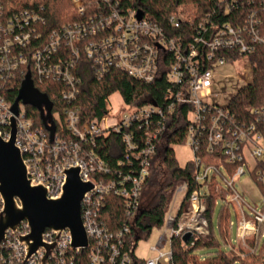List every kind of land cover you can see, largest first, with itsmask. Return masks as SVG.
<instances>
[{"label":"built area","instance_id":"obj_1","mask_svg":"<svg viewBox=\"0 0 264 264\" xmlns=\"http://www.w3.org/2000/svg\"><path fill=\"white\" fill-rule=\"evenodd\" d=\"M42 9L32 0H0V136L3 140L10 138L13 119L14 144L27 177L32 184L42 185L48 198L59 196L65 171L71 167H78L80 179L92 184L80 203L88 246L73 247L66 228L60 232L45 228L42 242L54 246L43 264H74L81 250H87L90 264H131V256L144 264H173V242L187 249L195 239L209 238L205 200L197 190L186 198L185 185H179L173 193L163 231L150 247L152 257L139 258L130 246L126 247V236L131 231L128 225L112 230L100 219L108 196L119 197L128 216L138 210L142 185L149 173V157L158 138L167 132V115L179 103L186 106L185 143L191 152L189 160L197 165L195 181L202 183L216 171L200 161L202 144L207 154L218 153L234 165L232 174L223 173L221 178L223 201L232 206L236 219L235 244L227 240L226 246L238 257L251 252L253 246L248 239L264 237L263 229L260 231L261 226L264 228V195L256 208L233 184L247 170L250 179L255 183L253 173L264 189V105L249 110L250 120H241L228 108L234 95L224 108L211 104L209 98L214 93L219 66L234 69L233 79L243 86L251 83L250 57L258 47H264V0H215L213 10L197 19L180 7L168 15L167 27L150 20L140 9L122 6L115 0H70L69 15L73 17L45 35L41 31L45 24ZM82 55L90 62L97 80L118 70L150 84L164 70L168 85L159 104L150 99L133 105L120 90L103 86L96 92L102 106L83 118L81 106L76 103L80 79L74 74ZM27 74L30 80L61 84L59 93L66 105L49 114L42 105L45 120L37 121L26 109L30 104L18 101L14 114L11 105ZM46 127L54 129L51 138ZM111 132L119 135L123 145L117 164L127 165L126 171L116 175L95 151L98 140ZM245 149L254 160L252 169L245 161ZM179 192L181 199L172 212L173 197ZM2 206L0 196V213ZM232 225L229 221V228ZM28 231L25 221L15 230H6L0 243L2 264H42L43 247L25 258L20 237ZM167 244L169 249L163 251Z\"/></svg>","mask_w":264,"mask_h":264},{"label":"trees","instance_id":"obj_2","mask_svg":"<svg viewBox=\"0 0 264 264\" xmlns=\"http://www.w3.org/2000/svg\"><path fill=\"white\" fill-rule=\"evenodd\" d=\"M16 1L26 3L29 0ZM115 1L122 6L140 9L147 14L150 20L155 21L163 27L168 26V15L180 7L188 10L192 14V17L197 19L207 11H212L215 5V0ZM32 2L43 6L41 10V14L45 20V24L41 27L43 35L48 30L58 27L64 21L73 17L69 15L70 0H32ZM225 18L227 17H222L221 19ZM250 59L253 64L252 81L241 87L228 104L231 113L241 120H250L252 116L249 110L264 105V47H258ZM164 73V70H162L150 84L134 80L118 70H113L102 79L97 80L90 68V62L82 55L74 69V74L80 79L76 103L81 106L82 117L91 116L96 107L102 106L96 97V92L103 86H110L115 90H120L122 95L128 98L129 102L133 105L143 104L150 99L159 104L168 85ZM33 79L30 80L32 87L40 94L45 95L51 103V111L60 109L66 105V102L61 98L59 93L62 87L61 84L52 81L37 82L35 78ZM26 109L36 117L37 121L42 120L40 111L34 109L32 105H26ZM186 114V106L179 103L174 106L172 113L167 115L168 129L166 133L158 138L155 151L149 157V173L142 185L138 210L133 215L128 216L124 211L122 200L116 196H108L106 207L100 215V219L112 230L128 225L131 231L126 236V247L130 246L133 252L137 240L145 238L152 227L160 228L162 226L164 215L169 208L175 189L179 185H185L187 188L186 198L192 191L197 190L205 200L204 217L208 223L209 238L195 239L194 245L187 249L180 247L177 241L173 242L172 263L264 264V239L262 238L248 239V242L253 246V250L245 253L242 257L235 256L229 250L222 249L229 238V221L231 220V215L235 216V212L231 205L223 201L222 194L224 187L221 178L224 172L231 175L234 165L227 163L224 157L218 153L207 154L204 144L201 145L198 152L200 161L205 166H214L216 171L212 172L202 183L195 181L197 165L192 160H188L183 166L179 165L172 147L173 145L185 143L187 132ZM46 130L50 133L49 129L46 128ZM122 147L119 135L111 132L106 138H100L95 148V151L110 164L115 175L119 171L127 170L125 163L122 166L117 164L122 158ZM133 168L136 169V164L133 165ZM251 175L260 193L264 195L263 187L258 183L254 174L252 173ZM201 189H204L203 192H201ZM217 198L221 201L217 214L219 236L215 234L212 221V214ZM262 229L263 226L260 227V231ZM86 253L87 250H81L76 255L74 264H90ZM131 257V264H144L142 260L134 259L133 256ZM0 264H2L1 261Z\"/></svg>","mask_w":264,"mask_h":264},{"label":"water","instance_id":"obj_3","mask_svg":"<svg viewBox=\"0 0 264 264\" xmlns=\"http://www.w3.org/2000/svg\"><path fill=\"white\" fill-rule=\"evenodd\" d=\"M138 17L141 12H138ZM30 104L40 111L43 120V108L50 113L51 103L45 95L37 92L31 84L27 74L22 81L17 96L11 105V111L17 113V103ZM50 130V138L54 129ZM14 120L12 119V133L8 140L0 136V196L3 201L0 213V243L4 241L7 229L15 230L21 221L29 227L26 235L20 237L25 245L28 258L39 247L45 249L42 258L44 263L50 254L54 243L45 245L42 233L45 228L60 232L66 228L71 234V245L88 246V239L80 218V203L85 193L92 188L90 182H84L79 177V168L71 167L65 171V180L61 193L56 198H48L42 185L32 184L27 177L26 167L21 153L14 144Z\"/></svg>","mask_w":264,"mask_h":264},{"label":"rangeland","instance_id":"obj_4","mask_svg":"<svg viewBox=\"0 0 264 264\" xmlns=\"http://www.w3.org/2000/svg\"><path fill=\"white\" fill-rule=\"evenodd\" d=\"M188 11V10H187ZM216 74L217 79L215 81V84L213 86L214 93L209 98V102L211 104L218 105L220 107H226L229 99L235 95L239 89L243 86L242 82H238L235 79H233L234 75V69H232L230 66H219L216 68ZM115 100V99H113ZM174 155L179 163V165H184L190 158H191V152L186 143L182 145H173ZM244 158L247 164L249 165V169H252L254 166V160L250 154V152L245 149L244 152ZM223 171V170H222ZM225 175H227L224 172ZM233 186L238 190L242 191L244 194L245 200L251 204L252 206H255L256 208H259L262 202V195L256 186V184L250 179L248 171L245 170V174L236 177ZM204 189H201V192H203ZM182 192L177 193L176 196L173 197V201L171 203V210L172 212L175 211V209L178 206V203L181 199ZM216 205L214 208V212L212 214V221L214 225V231L216 236H219L218 230H217V214L221 205V201L219 198L215 201ZM233 222V225L228 229L229 233V242L230 244H235V238H236V219L234 215H231L230 218ZM163 228L162 227H152L149 234L145 238H141L137 240L136 246L134 248V255L139 258H149L154 255V252L150 250V247L155 244L157 241L159 235L162 233ZM264 231V228H263ZM264 239V237L262 238ZM223 245V244H222ZM169 249V244L164 245L162 250L167 251ZM224 250H228L226 244L222 247ZM203 257V256H201Z\"/></svg>","mask_w":264,"mask_h":264},{"label":"bare ground","instance_id":"obj_5","mask_svg":"<svg viewBox=\"0 0 264 264\" xmlns=\"http://www.w3.org/2000/svg\"><path fill=\"white\" fill-rule=\"evenodd\" d=\"M193 206H194V207L196 206V203H195V202H193Z\"/></svg>","mask_w":264,"mask_h":264}]
</instances>
